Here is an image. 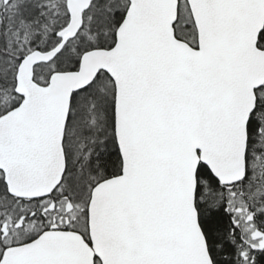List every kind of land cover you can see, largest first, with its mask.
<instances>
[{
  "label": "snow or ice",
  "instance_id": "6c2138e0",
  "mask_svg": "<svg viewBox=\"0 0 264 264\" xmlns=\"http://www.w3.org/2000/svg\"><path fill=\"white\" fill-rule=\"evenodd\" d=\"M0 264H264V0H0Z\"/></svg>",
  "mask_w": 264,
  "mask_h": 264
}]
</instances>
